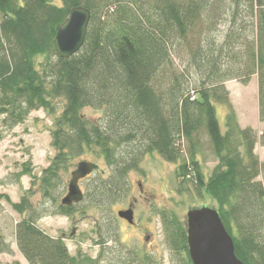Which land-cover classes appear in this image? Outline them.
<instances>
[{"label":"trees","instance_id":"obj_1","mask_svg":"<svg viewBox=\"0 0 264 264\" xmlns=\"http://www.w3.org/2000/svg\"><path fill=\"white\" fill-rule=\"evenodd\" d=\"M56 1L0 0L2 124L14 129L39 110L53 123L56 155L39 179L42 192L54 191L73 161L91 153L109 174L100 171L84 201L111 217L112 206L131 189V173L157 153L178 165L180 193L214 201L237 258L264 264V161L256 154L258 143L264 147V132L259 137L253 128L240 127L225 86L258 77L264 123V0ZM77 7L91 12L85 44L62 59L54 40ZM177 59L184 61L182 71ZM218 105L227 108L224 131ZM87 108L102 112V119L89 120ZM203 132L217 162L208 178L199 160ZM23 176H32V169L25 166L17 181ZM29 197L30 191L11 205L25 216L15 237L28 264L89 262L37 227L44 216ZM76 207L61 205L59 214L69 216ZM163 227L167 246L192 264L186 220L167 211ZM11 253L0 232V256ZM132 262L129 254L117 264Z\"/></svg>","mask_w":264,"mask_h":264},{"label":"rangeland","instance_id":"obj_2","mask_svg":"<svg viewBox=\"0 0 264 264\" xmlns=\"http://www.w3.org/2000/svg\"><path fill=\"white\" fill-rule=\"evenodd\" d=\"M56 3L60 6L59 0ZM2 15L0 13V25ZM224 29V27H222ZM1 38V33H0ZM175 67L180 71L184 69V61L175 60ZM230 93V102L236 113L238 123L242 129L253 128L258 136L264 132V123L260 121L259 108V87L258 77L251 78L248 85H244L238 79L229 80L225 84ZM62 107L63 105H59ZM58 114H61V108ZM227 108L218 105L217 115L221 130H225ZM83 114L92 121H100L102 112L90 108L84 109ZM3 117H0V232L11 245L12 253L0 256V264H28L20 253L16 243V224L25 216H20L12 209V204L20 203L30 191V200L34 207L44 216L37 223V227L54 239H61L69 254L73 257L91 259L86 264H117L122 256L126 255L125 250L137 251L138 246L129 230L120 227V237L117 251L110 249L104 251L99 247L97 222L106 217L102 208L95 209L90 203L84 201L77 207V213L73 218H67L59 214L62 199L66 196L68 185L71 180V173L82 161L95 163L99 171L90 176L87 180L80 182V188L86 194L89 183L99 175L100 171L109 174L108 168L102 159H98L91 153L75 159L73 167L66 175H62L60 185L54 191L45 194L40 187V177L55 157L56 152L52 147L51 131L53 129L52 119L43 110L32 112L25 122L14 129H8L2 124ZM204 133V132H203ZM201 155L199 157L203 171L208 178L217 162L215 161L212 149L207 136L202 134ZM256 154L260 161H264V147L258 143ZM25 166L32 169V176H23L17 181L16 175ZM177 164L168 163L157 153L147 155L141 165L139 172L130 175L131 189L121 202L115 203L112 209L115 211L128 206L134 199H140V184L145 191V197L149 203L162 206L166 211H172L181 220H186L189 210L201 207L216 208L214 201L207 195H197L191 191L179 192L180 180L177 177ZM37 176V179H34ZM155 202V204H154ZM140 201V207L146 206L145 211L149 213L148 204ZM151 217L153 227L156 225L153 210L148 214ZM77 231L71 236L73 229ZM159 232V230H157ZM63 235L65 238L63 239ZM157 252L151 254L155 264H189L185 254H179L171 250L164 240L159 242Z\"/></svg>","mask_w":264,"mask_h":264},{"label":"water","instance_id":"obj_3","mask_svg":"<svg viewBox=\"0 0 264 264\" xmlns=\"http://www.w3.org/2000/svg\"><path fill=\"white\" fill-rule=\"evenodd\" d=\"M91 21V12L84 7L70 11L60 26L54 48L58 57L69 59L84 46ZM99 171L95 163L82 161L71 173L66 196L61 205L72 207L85 199L80 182ZM119 216L132 222V212H120ZM187 240L192 264H244L235 254L234 241L227 232L216 208L191 209L186 214Z\"/></svg>","mask_w":264,"mask_h":264},{"label":"flooded vegetation","instance_id":"obj_4","mask_svg":"<svg viewBox=\"0 0 264 264\" xmlns=\"http://www.w3.org/2000/svg\"><path fill=\"white\" fill-rule=\"evenodd\" d=\"M86 180V179H85ZM84 180V181H85ZM140 186V199H134L133 202L128 204V206L121 208L118 211H115L111 208L110 216L108 210H104L106 213V217L102 218L101 222H97V230L99 237V247L101 248L102 253L108 249H110V242H112V249L120 250L119 248V237H120V227H123L126 230H129L132 237L129 236V239L134 240L136 245L138 246L137 251L125 250L127 256L130 254V258L134 261L132 264H155L154 260L151 257L153 252H157L160 247L159 242L164 240L166 243V236L163 227V216L166 214V210L162 208V206L154 205L153 203H149V199L145 197V191L142 188V184ZM144 200L145 203L148 204L149 213L151 209L153 210L154 218H155V227H153L151 222V217L148 216L149 213L145 211L146 206L144 205L141 208L140 201ZM84 202V201H83ZM82 202V203H83ZM81 204V203H80ZM79 204V205H80ZM155 204V202H154ZM76 206V205H74ZM78 207V205H77ZM76 207V208H77ZM76 211V212H75ZM73 212V214L66 216L67 218H73L78 212L77 209ZM132 212V222L127 221L126 219L119 216L120 212ZM64 216V215H62ZM110 219L108 220V218ZM159 230V232L157 231ZM77 231L76 228L73 229L71 236L75 234ZM65 235H63V239ZM167 245V244H166ZM121 260V259H120Z\"/></svg>","mask_w":264,"mask_h":264}]
</instances>
